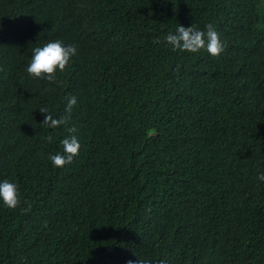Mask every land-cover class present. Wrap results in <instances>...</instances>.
Returning a JSON list of instances; mask_svg holds the SVG:
<instances>
[{
    "label": "trees",
    "instance_id": "obj_1",
    "mask_svg": "<svg viewBox=\"0 0 264 264\" xmlns=\"http://www.w3.org/2000/svg\"><path fill=\"white\" fill-rule=\"evenodd\" d=\"M208 23L218 56L163 39ZM55 40L77 54L30 75ZM70 134L79 155L53 167ZM260 171L264 0H0V179L21 193L0 205V264H264Z\"/></svg>",
    "mask_w": 264,
    "mask_h": 264
},
{
    "label": "clouds",
    "instance_id": "obj_2",
    "mask_svg": "<svg viewBox=\"0 0 264 264\" xmlns=\"http://www.w3.org/2000/svg\"><path fill=\"white\" fill-rule=\"evenodd\" d=\"M163 39L174 51L196 53L206 50L212 56H218L225 47V42L212 23L206 24L204 29L195 28L193 24L188 26L179 24L175 32L168 33ZM76 54L77 47L73 44H64L60 40L49 41L43 46L32 49L31 59L26 71L34 77L53 81L56 78V73L64 71ZM76 103V96H69L65 105V112L70 115ZM39 110L45 114L42 124H46L50 128L65 124L69 118L68 115L54 118L47 108H40ZM68 131L69 133H75L76 129L70 127ZM46 139L48 142H52L53 138L49 135ZM60 143L63 146V151L49 155L53 167H63L70 164L79 155L81 143L77 135L65 136ZM257 179L264 182V171L257 173ZM20 201L21 193L18 184L10 179H0V205L14 209L20 204ZM128 264H136V262L129 261ZM138 264H149V262L139 261ZM160 264H166V262L161 260Z\"/></svg>",
    "mask_w": 264,
    "mask_h": 264
}]
</instances>
